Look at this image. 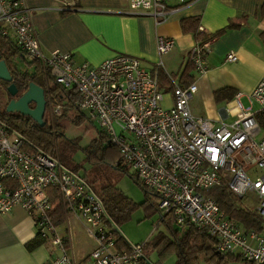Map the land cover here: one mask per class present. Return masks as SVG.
Listing matches in <instances>:
<instances>
[{
    "label": "built area",
    "instance_id": "1",
    "mask_svg": "<svg viewBox=\"0 0 264 264\" xmlns=\"http://www.w3.org/2000/svg\"><path fill=\"white\" fill-rule=\"evenodd\" d=\"M192 1L129 0V12L150 15L159 24ZM10 30L23 55L40 65L44 77L80 95L78 108L89 111L139 182L157 195L163 216L170 215L177 225L188 222L206 229L220 253H237L264 264V235L241 229L207 194L225 184L235 197L255 195L264 223V137L256 138L260 131L256 116H264V74L249 96L256 109H243L237 93L234 121L214 122L196 117L189 108L197 84L183 85L165 68L163 56L173 49L172 38L157 37V60L150 68L128 54L92 66L74 63L70 52L44 53L24 0H0V35L6 37ZM207 47L208 42L196 41L189 50L188 62L197 75L209 68ZM237 60L234 51L225 54V61ZM162 74L172 95L169 107L162 104L166 89L161 90ZM46 108L54 117L62 104L48 95ZM54 192L66 214V237L58 229ZM101 203L86 181L64 168L56 155L26 149L25 138L0 120V213L20 206L33 218L36 235L53 249L44 264H149L143 243L124 250L117 247ZM69 214L95 242L85 260L73 254Z\"/></svg>",
    "mask_w": 264,
    "mask_h": 264
},
{
    "label": "crops",
    "instance_id": "2",
    "mask_svg": "<svg viewBox=\"0 0 264 264\" xmlns=\"http://www.w3.org/2000/svg\"><path fill=\"white\" fill-rule=\"evenodd\" d=\"M24 1L31 8V20L44 53L54 50L70 52L74 63L88 62L92 66L115 55L128 54L141 58L143 64L150 68L157 60V37L172 38L175 45L163 56V62L172 75H178L177 81L181 84L189 50L197 41L193 31L183 29L182 21L195 20L197 32L199 30L204 37L233 23L207 41L205 59L208 70L203 75L190 70L189 75L197 84V91L189 101V108L196 117L231 123L238 112L235 95L241 93L238 100L242 108L254 109L255 102L250 101L249 96L264 74V0H193L172 11L159 24H155L150 15L130 13L129 0ZM66 3L71 5L65 7ZM6 42L8 50L14 54L9 61L18 69L15 54L20 53L23 59L26 57L11 30ZM229 51L237 54V61H225V54ZM165 80L162 74L161 83L166 88L162 104L169 107L172 95ZM259 127V133L262 131L261 137H264V129ZM63 213L64 220L58 222V229L66 237V214ZM71 218L76 219L68 215L70 243L74 229L70 224ZM36 236L33 218L20 206L6 214L0 213V264L47 262L53 250L48 244L28 248ZM94 247L93 241L79 260H85Z\"/></svg>",
    "mask_w": 264,
    "mask_h": 264
},
{
    "label": "trees",
    "instance_id": "3",
    "mask_svg": "<svg viewBox=\"0 0 264 264\" xmlns=\"http://www.w3.org/2000/svg\"><path fill=\"white\" fill-rule=\"evenodd\" d=\"M262 11L264 12V4L262 6ZM182 22L183 29L193 31L195 33L196 40L200 42H207L210 39L218 36L228 27L234 25L233 23H229L227 27L217 31L216 33L207 35V37H204L199 33V30L197 32L198 25L195 20L187 19L183 20ZM7 38L8 36L5 37L0 35V53L2 58L5 59L13 77V82L18 88V95H21L27 89L28 83L30 81H34L43 87L45 92V101L49 95V97L54 102H60L61 104L63 102L62 105L64 106L62 108H64V110H71V108L79 110L77 102L79 101L80 95L75 91V89H65L54 82L51 77H44L41 74L39 65L36 66V64L33 62H28V64L35 65L37 72L35 74H29L26 72L24 73L16 69L15 66L11 64L12 61H9L10 56L13 57L14 54L8 50L10 48L6 46ZM5 46L7 49H5ZM13 51L15 52L14 48ZM16 51H18V49ZM186 67V70H184L181 75V79H183V85L192 83V79L189 74L191 69L194 70L193 65L188 62ZM8 84L9 83L7 82L0 81V88L6 93ZM7 97L8 101L12 99L8 93ZM7 102L5 103V106L7 105ZM75 119H81V116L77 115L74 117V120ZM256 119L258 120L259 125L264 129V116L259 114L256 116ZM0 120L3 121L4 124H6L11 130L20 133L25 138L26 149L32 151L35 147L47 153L48 155H56L59 160H61L58 142H56L59 132L55 123L53 124V127L52 125L49 126L46 121H44L43 125H40L28 116L21 115L19 113L6 112V107L2 112L0 111ZM86 152L87 157L90 158V160H92L91 158L94 156L98 162H103V160L106 161L109 153L111 152L116 156L117 167L121 168L123 160L117 148L108 141L103 130L99 134V137L95 139L93 148L91 150L88 149ZM133 175L136 181L143 187L146 196L149 194V192L157 196L152 191L146 189L136 178L135 174ZM86 183L93 193L100 199L105 211L116 225L120 226L124 221L127 220L131 211L136 206L132 200L120 194L111 187H98L94 180H91V182L86 181ZM207 194L217 202L219 209L222 210L226 216L233 219L241 229L245 231L250 229L256 230L264 235V223L257 209L244 204V198L233 196L225 184L211 188ZM52 200L57 208L56 221H63L64 213L61 210L62 208L60 200L56 192L52 194ZM144 202H146V200ZM157 210L160 212V222L166 224V226L169 227L171 234H158L151 243L152 248H160L162 251L173 250L177 256V261L175 264H196L201 256H203L204 260L209 264H227L229 261L235 260H242L243 264H256L241 258L237 253H220L216 248V241L210 238L206 229L198 228L192 224H189L188 222L178 225L176 224V226H174L175 221L170 215L163 216L161 214V210L158 209V207ZM113 235L119 249H128L130 244L127 243L119 233L113 231ZM40 244H45V241L39 236H36L35 240L28 244V248L32 249ZM143 245L145 260H147L150 264L146 254L147 250L149 251L150 249L148 241L144 242Z\"/></svg>",
    "mask_w": 264,
    "mask_h": 264
},
{
    "label": "rangeland",
    "instance_id": "4",
    "mask_svg": "<svg viewBox=\"0 0 264 264\" xmlns=\"http://www.w3.org/2000/svg\"><path fill=\"white\" fill-rule=\"evenodd\" d=\"M15 55V64L19 71L29 74L36 73L34 64H28V61L23 59L20 53ZM167 71L170 72L168 69ZM174 78L177 79L178 75H174ZM160 85L163 91L165 85L163 83ZM7 93L0 88L1 112L5 109V103L8 101ZM257 106V103H254L253 108L256 109ZM77 115L81 116V119H75V121L74 117ZM43 118L49 126L53 127L54 123L57 126L59 133L56 142L59 146L60 163L64 168L77 173L85 181L94 180L100 188L111 187L136 204L127 220L119 226L126 242L141 244L148 241L150 249L146 254L151 264H175L177 256L173 250L154 249L151 244L158 234H171L169 227L160 222V212L157 210L159 198L150 192L146 196L143 187L134 178L133 169L125 162H122L121 168H118L116 156L111 152L107 160H103V162H98L94 156L91 158L92 160L87 157L86 151L93 148L95 139L102 131L98 121L91 117L89 111L87 109L64 110L62 108L59 114L52 117L46 108ZM261 136H263L262 131L256 138ZM145 200L146 202H144ZM243 202L252 208L257 206L255 195L245 197ZM70 224L74 227L71 240L72 250L75 258L79 260L81 254L89 250L93 239L88 236L83 224L77 219L71 218ZM174 224L176 226V223ZM196 264L209 263L201 256ZM227 264H243V261H229Z\"/></svg>",
    "mask_w": 264,
    "mask_h": 264
},
{
    "label": "water",
    "instance_id": "5",
    "mask_svg": "<svg viewBox=\"0 0 264 264\" xmlns=\"http://www.w3.org/2000/svg\"><path fill=\"white\" fill-rule=\"evenodd\" d=\"M11 60V59H10ZM0 80L9 83L6 91L11 96L6 105V112L9 113H19L21 115L28 116L36 121L38 124H44V112L46 107V101L44 97V89L34 81L28 83L27 89L21 94L18 95V88L13 82V77L7 66V63L0 53ZM30 103H34V107H30ZM102 204V203H101ZM103 212L106 220L112 228V231L119 233L122 237L123 235L120 232L119 226L109 217L105 208L102 204ZM124 238V237H123ZM125 239V238H124ZM151 264V263H150Z\"/></svg>",
    "mask_w": 264,
    "mask_h": 264
},
{
    "label": "flooded vegetation",
    "instance_id": "6",
    "mask_svg": "<svg viewBox=\"0 0 264 264\" xmlns=\"http://www.w3.org/2000/svg\"><path fill=\"white\" fill-rule=\"evenodd\" d=\"M30 107H34V103H30Z\"/></svg>",
    "mask_w": 264,
    "mask_h": 264
}]
</instances>
